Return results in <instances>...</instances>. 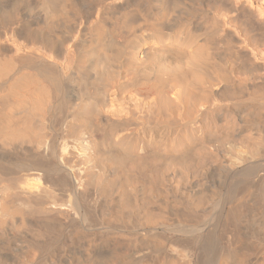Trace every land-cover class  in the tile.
<instances>
[{"label":"bare ground","instance_id":"6f19581e","mask_svg":"<svg viewBox=\"0 0 264 264\" xmlns=\"http://www.w3.org/2000/svg\"><path fill=\"white\" fill-rule=\"evenodd\" d=\"M114 1L0 6V26L25 38L0 40V233L7 221L31 223L48 241L69 229L88 248L68 264H264L261 91L244 98L225 76L239 55L220 56L212 34L193 38L200 6L176 17L182 0L135 2L150 30L140 35L131 10L104 22L101 10L126 5ZM22 7L42 19L20 23ZM49 249L30 243L18 261L33 264L39 250L35 264H62Z\"/></svg>","mask_w":264,"mask_h":264},{"label":"rangeland","instance_id":"374dc122","mask_svg":"<svg viewBox=\"0 0 264 264\" xmlns=\"http://www.w3.org/2000/svg\"><path fill=\"white\" fill-rule=\"evenodd\" d=\"M2 1L3 0L0 1V6L8 7L10 5L11 0L9 1L4 0L3 2ZM31 1L33 2V0ZM146 1L147 0H136V1L126 0V5H123V9L121 11L114 12L113 7H110L104 10V12H102V10L101 11L98 10L97 12L95 11L94 13L95 15L93 16L95 17L96 13L98 15V12L100 11L101 12V13L99 12L100 15L104 13L103 15V17L105 16L104 22L106 24H111L113 21V18L120 16L121 13L125 11L128 12L129 10H131L130 12H133L132 9L135 8V5H136L135 2L142 5V6L140 5V8L141 7L144 8L147 4L149 8L154 9V7L156 8L157 7L156 5H158L156 0H148L150 4H148L149 2L145 4ZM199 1L198 0H182V4L184 3V6L182 4H179L177 6L179 9L178 12H176V15L173 13V15L177 17L179 16L177 14H179L180 11L187 12L191 8V6L192 8L195 5H197V7L200 6L199 8L200 11L198 12L200 15L199 16L200 19H198V17L195 18L193 23L191 24L192 26H190V32L193 33V38L198 39V40L207 39L208 36L212 34L213 36L211 35L212 36L211 38L212 39L214 38L213 39L214 45L217 48V51L219 54L221 53L223 55L224 53L229 52L228 54L230 55L231 52L232 54L234 52L237 53L239 55L237 56L238 61L235 60L236 61L235 67L237 68H231V69L229 68L225 70V74H226L225 76L227 80L231 79L232 81L237 82L240 86L242 85L240 90L244 89L242 90V94L246 93L244 94L245 96L241 94V96H244V98L248 96L249 91L252 92L253 89H255V90H258L259 92L261 91L260 95L264 99V0H199ZM116 2L117 0L114 1V3ZM24 9L26 10V8L22 7L21 10H19L20 20L18 21L20 23L25 22L27 24H31L33 22H37V20L40 21V19H42V15L44 14V11L42 13V10L40 11L36 7L32 8L30 12L28 10H26L27 11L26 12ZM133 15H134V20H133L134 24L135 25L138 24L137 34H140V35L142 33H143L142 35L148 34L150 30L147 27V22L140 19L139 18L140 15L137 12L136 14L135 12H133ZM94 17H92V19ZM80 20L81 22L78 23ZM80 20L77 22V27L73 31L72 38H71L72 40L68 39V41L66 40L64 41V44H63L64 56L65 54L66 56H68V54L72 53L73 49H71V42L74 39L76 38L78 39L79 37H81L80 33L82 32L80 29L83 27L84 23H83V19H80ZM17 28L18 26H16L15 24L13 25V23L12 24H8V23L2 24L0 26V40L10 39V42H11V39H12V43L14 42L13 45H16L18 43H24L23 39L25 38L19 34V31ZM15 29L17 31H15ZM167 29L163 28L164 30L163 32L166 33ZM26 45L30 46V49H33V47H36L37 50H39L38 53L43 52L42 47L39 43H32V44L26 43ZM13 47L14 46H12V49L14 50L15 47L14 48ZM13 50L11 51L12 53L15 51ZM228 54L227 56H229ZM64 59L65 57L62 60ZM66 69H65V74L69 73L67 72L68 70ZM234 70H237V71H234ZM232 81H229V82H232ZM73 89L74 87L69 88V92H68L71 98H73L75 94ZM234 101L235 100L232 98H225L224 100H220V103L229 105V104H232ZM57 135L61 136V132L59 130L56 132V136ZM58 138L60 139V137ZM7 222L4 223L6 225H4L5 227L3 226L2 228L3 230L0 233V239L9 241L8 249H6L5 252L2 254L3 258L5 257L4 261L6 264H15V263L32 264L27 261H23V262L18 261L22 258V256H24V254L30 251V243H34L37 245L47 244V247L50 248L49 250L52 251L54 255L58 257L61 256L63 258L62 264H68V257H67L68 254L74 255L75 256L74 258H77L80 256L81 258L80 257L78 258L80 260L78 259L75 260V262H78V261L80 262L83 257L81 255H83L86 252L84 250L88 248L84 240H80L76 242V244L70 242L68 239L69 229H66V231L62 230V233L61 232L59 233L60 236L58 235L59 237L57 241H48V240H52V239H49L51 238V235H47L46 233L40 234L38 230L35 229L31 223L10 224ZM109 230L110 229H106L104 226L98 225L92 231L97 232V234H101L103 232H108ZM81 242L82 243L84 242L83 245ZM92 247L91 248L89 247V249L92 251L93 250L95 251V249H97L96 250L97 252L95 253L99 255H103V252L107 251L106 248L95 247V249H93ZM36 250H34V252L37 253L38 255L35 254L33 258L34 260L32 259L33 264H35V262L38 263L39 260L43 259L45 257L44 255H46V253L41 252L45 250L40 249L41 251L38 250L39 252ZM19 254L21 255L19 256ZM40 257H43V258H40Z\"/></svg>","mask_w":264,"mask_h":264}]
</instances>
